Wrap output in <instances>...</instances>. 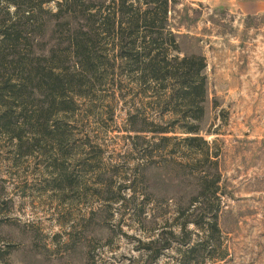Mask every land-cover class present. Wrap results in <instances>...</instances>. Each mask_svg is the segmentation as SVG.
<instances>
[{
  "label": "rangeland",
  "instance_id": "374dc122",
  "mask_svg": "<svg viewBox=\"0 0 264 264\" xmlns=\"http://www.w3.org/2000/svg\"><path fill=\"white\" fill-rule=\"evenodd\" d=\"M258 3L170 2L179 46L171 58L207 62L200 133L207 143L192 145L188 134L154 132L153 123L185 122V109L171 112L174 78L165 92L143 82L122 66L104 31L74 45L76 16L90 24L84 6L57 18L58 3L50 2L21 28L19 43L32 47L0 57V65L11 69L4 79L16 89L31 73L20 95L38 99L0 97V116L11 109L0 121V264H264V0L263 13ZM15 12L0 0V19ZM219 174L217 193L201 196L205 177L214 188ZM203 199L221 204L220 232L206 218L195 224L188 208Z\"/></svg>",
  "mask_w": 264,
  "mask_h": 264
},
{
  "label": "trees",
  "instance_id": "16d2710c",
  "mask_svg": "<svg viewBox=\"0 0 264 264\" xmlns=\"http://www.w3.org/2000/svg\"><path fill=\"white\" fill-rule=\"evenodd\" d=\"M53 1H56L59 6L58 12L53 14L57 18L84 6L83 12L90 24H82L84 23L82 18L76 16L75 19L79 20V26L74 32L73 40H75L74 45L77 44V48L83 46L84 39L99 36L101 31H104L106 36L113 39L117 51L116 56L121 60L122 66L130 71L136 70L138 74L140 73L143 82L150 80V82L160 84L162 91L165 92L167 88L165 83L172 78L176 80L177 86L169 95L172 103L170 105H173L171 112L178 115L180 114L179 108L185 109L186 112L181 114L185 122L177 126L153 123L156 134L184 133L189 135L184 140L191 145L197 141L207 143L200 136L201 122L205 117V103L208 96V77L205 74L206 58L203 55H189L184 58L173 56L171 58L170 49L178 50L179 47L177 36L169 24L171 0H109V2L101 4H89L85 0H2L9 7L13 6L16 12L8 21L0 19V57L7 61L11 54L20 52L24 47H32L29 44L19 43L24 39V32L21 28H26L31 23L34 25V19L38 17V14L47 13L45 5ZM7 14H11L9 10ZM78 39L81 41L76 43ZM94 58L97 60V57L94 56ZM175 61H179L177 66L171 63ZM88 65H91L90 60ZM0 68L2 69H0L1 98L5 92L9 91L28 104L31 102V98L34 101L38 99L37 97L33 98L34 93L25 92L24 96L20 95L30 87V83L34 79L31 73L26 76L24 83H20L22 87L16 89L18 83L14 82L15 84H13L14 80L11 77L7 81L4 79L11 69L6 65L4 69L3 66ZM21 78L23 76H20V80ZM137 83L141 84V82ZM161 89L159 90L161 91ZM159 99L160 104L167 105L163 111L165 114L166 109L170 107L167 104L169 103L167 94L164 98L159 96ZM10 110L0 116V121H5L11 116ZM164 137V139H168L167 136ZM205 179V186H203L200 195L207 198L208 195H215L219 190L221 175L217 176L214 188L209 184L207 177ZM190 209L192 210L191 216L194 215L197 218L194 220L196 225H201L199 218H206L211 221L212 229L215 232H220L221 204L203 199V201L192 203L188 210ZM196 249L193 247L191 251ZM209 254L211 256L215 254L214 246L209 250Z\"/></svg>",
  "mask_w": 264,
  "mask_h": 264
},
{
  "label": "crops",
  "instance_id": "0c3cea01",
  "mask_svg": "<svg viewBox=\"0 0 264 264\" xmlns=\"http://www.w3.org/2000/svg\"><path fill=\"white\" fill-rule=\"evenodd\" d=\"M255 9L257 10V12L263 13V0H259V3L256 4Z\"/></svg>",
  "mask_w": 264,
  "mask_h": 264
}]
</instances>
